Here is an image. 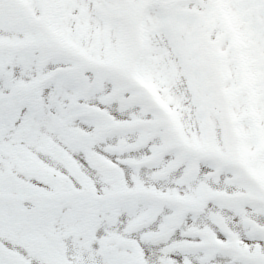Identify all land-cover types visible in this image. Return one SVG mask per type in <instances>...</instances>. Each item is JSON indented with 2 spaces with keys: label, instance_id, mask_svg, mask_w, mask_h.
Returning a JSON list of instances; mask_svg holds the SVG:
<instances>
[{
  "label": "snow or ice",
  "instance_id": "6c2138e0",
  "mask_svg": "<svg viewBox=\"0 0 264 264\" xmlns=\"http://www.w3.org/2000/svg\"><path fill=\"white\" fill-rule=\"evenodd\" d=\"M0 264H264V0H0Z\"/></svg>",
  "mask_w": 264,
  "mask_h": 264
}]
</instances>
